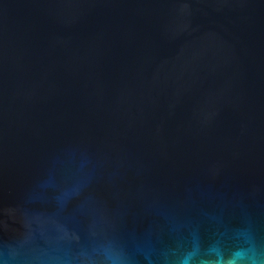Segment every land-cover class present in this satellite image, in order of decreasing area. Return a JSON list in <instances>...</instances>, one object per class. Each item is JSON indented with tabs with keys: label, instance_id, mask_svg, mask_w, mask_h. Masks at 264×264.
<instances>
[{
	"label": "water",
	"instance_id": "water-1",
	"mask_svg": "<svg viewBox=\"0 0 264 264\" xmlns=\"http://www.w3.org/2000/svg\"><path fill=\"white\" fill-rule=\"evenodd\" d=\"M0 264H264V0H0Z\"/></svg>",
	"mask_w": 264,
	"mask_h": 264
}]
</instances>
